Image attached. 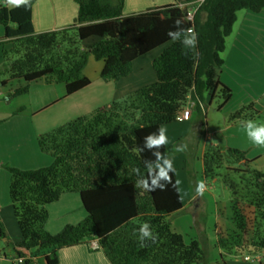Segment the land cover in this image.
I'll list each match as a JSON object with an SVG mask.
<instances>
[{
    "label": "trees",
    "instance_id": "1",
    "mask_svg": "<svg viewBox=\"0 0 264 264\" xmlns=\"http://www.w3.org/2000/svg\"><path fill=\"white\" fill-rule=\"evenodd\" d=\"M74 1L78 11L72 24L42 32L33 30L32 0L10 8L0 3V43L11 42L2 49L0 85L44 77L64 83L68 95L90 83L83 73L89 55L102 61L101 79L116 82L131 73L135 58L164 47L152 60L153 82L37 136L40 151L52 158L48 166L3 165L20 234L12 245L13 258H22L21 264H59V248L90 237L111 264H209L199 240L171 228L170 216L183 206L171 151L150 139L159 138L161 126L178 119L191 92V107L197 112L204 108V96L211 100L217 89L222 97L218 109L231 98V89L219 79L227 37L239 10L264 11V0H203L192 21L178 4L194 0H174L126 15L123 0ZM188 34H195L194 48L186 43ZM90 38L88 45H81ZM26 90L16 88L7 97ZM253 115L259 112L249 104L228 114L227 121L247 123ZM201 159L204 178L215 177L225 166L220 176L230 192L234 231L226 236L216 232L220 261L261 252L264 171L249 166L245 151L220 144L206 145ZM66 192L78 193L86 217L50 233L46 205ZM243 205L252 209L249 240L243 238L248 228ZM143 223L149 224L152 237L141 240ZM5 237L0 224V238Z\"/></svg>",
    "mask_w": 264,
    "mask_h": 264
},
{
    "label": "crops",
    "instance_id": "2",
    "mask_svg": "<svg viewBox=\"0 0 264 264\" xmlns=\"http://www.w3.org/2000/svg\"><path fill=\"white\" fill-rule=\"evenodd\" d=\"M2 2L9 8L16 6L11 0H0V3ZM169 3H172V0H123L122 12L126 15ZM77 11L78 5L74 0H32L31 22L33 30L42 32L64 28L73 23ZM263 12L260 11L252 15L249 12L243 14L241 23L237 26L234 25L233 31L227 37L229 39L228 42L226 41L224 52L227 51L228 61L232 60L233 66H230L236 72L241 69V67H236L238 64H246L245 62L250 60L253 52H259V45L255 44V39L257 38L258 40L260 38L261 27H255V24L260 23L259 20L264 21ZM2 35L3 26L0 24V37ZM190 35L188 34V39ZM188 46L191 47L193 45ZM10 47L11 42L0 43V65L3 61L2 49ZM163 47L164 45L158 46L135 58L132 62L131 73L116 82L102 80L99 75L100 66L96 68L99 76L90 78L87 72L84 73L85 67L83 73L90 79V83L68 95L65 93L64 83L48 81L44 77L28 83L24 80L16 82L10 92L22 86H27V90L21 94L11 95L10 97L5 96V98L0 99V213L3 209L2 204L6 207L10 200L8 194L9 173L3 168V165L7 164L21 169L48 166L52 158L40 151L36 141L37 136L68 120L93 111L96 108L95 106L98 108L102 103L107 104L111 100L121 99L129 92L153 82L156 77L152 68V60L162 51ZM225 58L224 64L227 63ZM219 79L231 89L233 88L230 79L222 75V70H220ZM250 81L252 82V80ZM252 89H255L254 85L245 84L243 97L246 98L244 100H248V98L253 100L260 115L264 112V91L259 92L255 89V92L249 94L248 90L252 91ZM0 92L2 94L1 97H3V94L10 93ZM192 93L189 94V100L194 101L193 98L190 99ZM81 94H84V101L78 100L77 96L81 97ZM257 94L259 96H255ZM191 108L188 119H177L171 123L180 122L182 123L181 125L187 126V122L192 119L194 113ZM231 112H233V108L224 110L222 126L219 127V130H214V133L234 129L235 125L241 127L243 123L239 121H227V116ZM241 140L244 141L245 138ZM242 142L237 143L236 139L234 141H231L230 138L226 139L227 146L244 150L247 145L242 147ZM202 190H204V187L196 190L188 199V203L199 207V201H201L199 193ZM183 207L184 205L181 209ZM46 208L48 217L45 228L50 233H56L64 225L76 224L86 217V212L76 192L63 193L58 200L47 204ZM216 248L220 252L217 246ZM41 254L39 253L38 257ZM57 257L59 264H111L103 250L98 246L97 240L90 237L82 243L59 248ZM254 264L258 263L254 262Z\"/></svg>",
    "mask_w": 264,
    "mask_h": 264
},
{
    "label": "rangeland",
    "instance_id": "3",
    "mask_svg": "<svg viewBox=\"0 0 264 264\" xmlns=\"http://www.w3.org/2000/svg\"><path fill=\"white\" fill-rule=\"evenodd\" d=\"M172 2H174V0H172ZM246 12H249L251 15L253 14V12L246 9L239 10L237 12L235 26L241 23L242 16ZM262 14H264V12ZM259 21L260 23L255 24V27H261L260 38L258 40L257 38L255 39V44L257 43L259 45V52H253L250 56V60L245 62L246 64H238L236 67H241L240 70L236 72V70L232 68V60L230 59L228 61V56L226 55L227 51L223 52L222 56L223 58L226 57L227 63L223 64L221 68L222 75L230 79L233 88L231 89L229 87L232 91V96L222 108L218 109L222 97L220 91L217 89L211 100H209L206 95L204 96L202 101L204 108L201 112H197L194 108H191L194 113L192 119L187 122V126L181 125L182 123L180 122L161 126L166 130L165 133H163V135L166 136L165 145L171 151L170 158L175 169L176 182L179 181L177 186L184 205L181 210L170 216L171 228L181 233L186 239L196 238L199 240L201 246L207 252L209 264H223L222 261H220L219 252L215 245V231L226 236L228 233L230 234L234 231V227L230 223V192L223 184L220 176L225 172V166L222 165L219 167L218 175L215 177H203L201 158L205 146L209 144H220L224 146V144H226V139L229 138L231 141L236 139L237 143H240L243 141L241 139L245 138L241 145L242 147L247 145L244 150L246 158L251 160L249 166L256 170L264 171V146L256 145L252 142L244 128L246 123L241 124V127L235 125L234 129L220 131L221 133L213 132L214 130H219V127L222 126V116L224 115L225 109L233 108L234 111V109L236 110L249 104H252L256 108L253 100L249 98L248 100H244L246 99L243 97L245 84L249 83L254 85L255 89L259 92L264 91V21ZM189 37L191 38V35ZM228 39L229 38H227V42ZM91 41V38L86 39L81 45L86 46ZM192 45L194 46V44ZM193 46H191V48H194ZM89 57V61L87 60L85 65L86 68L85 70L83 69L84 73L87 72L90 78L97 77L99 75L96 68L100 66L101 69V61L94 60L92 55H89ZM1 77L3 76L0 75V78ZM250 80H252V82ZM16 82H18V80L9 81L5 85H0V91H2V93L10 92L13 86L16 85ZM255 89H252V91L248 90V93L255 92ZM8 94H3V97L0 96V99ZM258 94L255 96H259ZM77 97L79 101H84V94H81V97H79V95ZM192 98L195 100L193 93L190 95V99ZM258 99H260V97H258ZM110 102L107 104L102 103L98 108L108 106ZM95 107L93 108L97 109V106ZM249 111L250 110H247L246 112ZM91 112L92 111L88 112L86 115H89ZM204 112L206 113L205 115L203 114ZM252 121L257 124H264V112L257 116L253 115ZM227 145L228 144L224 147H231ZM224 165L236 166L231 164ZM201 181L204 184V190L199 193L201 201H199V207H196L192 203H188V199L196 190L200 189L199 184ZM2 206L0 224L5 230L6 237L0 238V264H19L16 262V259L13 258L14 252L12 249V245L20 239L16 217L13 213L10 200L9 204H6V207L3 204ZM251 210V208L243 205V211L248 218L247 232L243 235L245 240H249L252 233L250 225L252 219ZM225 264H254V262H247L243 260L241 256H235L225 258ZM261 264H264V261H262Z\"/></svg>",
    "mask_w": 264,
    "mask_h": 264
},
{
    "label": "clouds",
    "instance_id": "4",
    "mask_svg": "<svg viewBox=\"0 0 264 264\" xmlns=\"http://www.w3.org/2000/svg\"><path fill=\"white\" fill-rule=\"evenodd\" d=\"M12 3L16 5L26 4L27 0H11ZM179 22V21H178ZM177 22V23H178ZM187 44L192 45L195 43V34H192L191 38L187 39ZM244 128L247 131V134L249 138L252 140V142L256 145L264 146V124H257L256 122L252 120H248L247 123L244 125ZM162 133H165V128L161 127L159 129ZM153 134H150L146 138H150ZM151 144L154 145H162L166 142V136L161 135L157 139H150ZM179 183V181L177 182ZM199 187L202 189L204 187L203 182L201 181L199 184ZM140 233V239L143 240L145 238H151L152 232L150 230V226L148 223H143L139 228ZM16 259V258H14Z\"/></svg>",
    "mask_w": 264,
    "mask_h": 264
},
{
    "label": "built area",
    "instance_id": "5",
    "mask_svg": "<svg viewBox=\"0 0 264 264\" xmlns=\"http://www.w3.org/2000/svg\"><path fill=\"white\" fill-rule=\"evenodd\" d=\"M203 0H194L191 3H179V7L185 10V18L189 21L193 20L194 17V13L196 11V9L198 8V6L200 5V3ZM188 33L192 32V27H189L187 29ZM1 92H0V96H1ZM193 104V101L189 100L187 101V105L184 107V109L181 111V113L178 116V120H186L189 118L190 116V107ZM242 259L247 261V262H262L264 261V249L261 252H258L256 254H245L242 256ZM16 262L21 264L22 262V258H16Z\"/></svg>",
    "mask_w": 264,
    "mask_h": 264
}]
</instances>
